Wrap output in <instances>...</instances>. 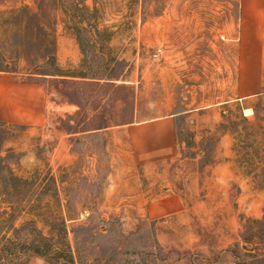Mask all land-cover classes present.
Listing matches in <instances>:
<instances>
[{
	"label": "rangeland",
	"instance_id": "374dc122",
	"mask_svg": "<svg viewBox=\"0 0 264 264\" xmlns=\"http://www.w3.org/2000/svg\"><path fill=\"white\" fill-rule=\"evenodd\" d=\"M5 75L45 120H0V264H264V14L0 0Z\"/></svg>",
	"mask_w": 264,
	"mask_h": 264
},
{
	"label": "crops",
	"instance_id": "0c3cea01",
	"mask_svg": "<svg viewBox=\"0 0 264 264\" xmlns=\"http://www.w3.org/2000/svg\"><path fill=\"white\" fill-rule=\"evenodd\" d=\"M241 9L245 14H264V0H241ZM44 110L45 96L41 86L17 83L8 75L0 77V120L41 124L45 120ZM169 204L166 199L159 201L161 210Z\"/></svg>",
	"mask_w": 264,
	"mask_h": 264
},
{
	"label": "trees",
	"instance_id": "16d2710c",
	"mask_svg": "<svg viewBox=\"0 0 264 264\" xmlns=\"http://www.w3.org/2000/svg\"><path fill=\"white\" fill-rule=\"evenodd\" d=\"M261 222L264 223V220H262ZM242 238L247 242H251L254 238V234L247 233Z\"/></svg>",
	"mask_w": 264,
	"mask_h": 264
},
{
	"label": "built area",
	"instance_id": "2783aa9c",
	"mask_svg": "<svg viewBox=\"0 0 264 264\" xmlns=\"http://www.w3.org/2000/svg\"><path fill=\"white\" fill-rule=\"evenodd\" d=\"M155 55H158L157 53Z\"/></svg>",
	"mask_w": 264,
	"mask_h": 264
}]
</instances>
